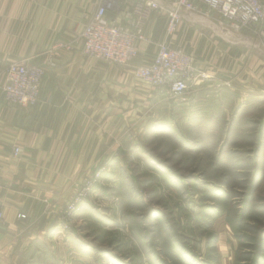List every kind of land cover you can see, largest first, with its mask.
<instances>
[{"label": "crops", "instance_id": "crops-1", "mask_svg": "<svg viewBox=\"0 0 264 264\" xmlns=\"http://www.w3.org/2000/svg\"><path fill=\"white\" fill-rule=\"evenodd\" d=\"M107 1L0 0V264L88 263L92 246L80 241L88 230L80 223L88 222L93 207L84 206L64 231L61 212L97 166L120 163L125 149L148 134L164 128L245 132L251 124L264 137V59H247L229 40L238 34L225 35L229 28L215 14L202 8L168 36L166 18L152 12L143 29L147 42L138 44L135 59L112 65L85 56L79 41L94 9ZM117 1L106 16L129 28L128 4ZM160 43L191 56L205 76L184 99L163 96L134 75ZM23 61L45 70L39 100L30 108L3 101V71ZM228 245L218 243V264H229L222 256Z\"/></svg>", "mask_w": 264, "mask_h": 264}, {"label": "rangeland", "instance_id": "rangeland-1", "mask_svg": "<svg viewBox=\"0 0 264 264\" xmlns=\"http://www.w3.org/2000/svg\"><path fill=\"white\" fill-rule=\"evenodd\" d=\"M223 30L238 34L229 40L247 59H264L253 32ZM250 125L245 132L183 134L164 128L148 134L125 149L120 163H101L106 171L95 190L71 220L62 211L58 226L69 230L84 206L93 207L88 222L80 223L88 229L80 241L92 246L84 264H182L186 254L218 264L219 242L230 244L227 257L222 255L229 264H253L258 253L264 258V137Z\"/></svg>", "mask_w": 264, "mask_h": 264}, {"label": "built area", "instance_id": "built-area-1", "mask_svg": "<svg viewBox=\"0 0 264 264\" xmlns=\"http://www.w3.org/2000/svg\"><path fill=\"white\" fill-rule=\"evenodd\" d=\"M117 2L108 0L97 6L80 32L79 41L85 56L112 65H127L137 56L138 44L147 42L143 29L152 12L166 18V34L171 36L186 16L200 12L202 8L215 14L231 31L250 30L264 49V0H123L122 5L128 4L127 9L131 12L129 28L122 27L106 16L108 11L117 7ZM55 49L53 47L48 53L49 66L53 65ZM44 72V68L28 61L10 63L3 71L4 103L20 108L35 106L39 100ZM134 75L163 96L174 100L184 99L196 79L205 78L198 75L191 56L170 48L167 43L158 44L152 61L137 67ZM19 153V149L14 148L13 155L18 156ZM99 166L92 176L83 179L80 188L66 204L62 213L64 220L75 217L84 200L95 190L106 171L104 164ZM2 221L0 212V224Z\"/></svg>", "mask_w": 264, "mask_h": 264}, {"label": "trees", "instance_id": "trees-1", "mask_svg": "<svg viewBox=\"0 0 264 264\" xmlns=\"http://www.w3.org/2000/svg\"><path fill=\"white\" fill-rule=\"evenodd\" d=\"M249 197H250V194H249V192H248V194H247V196H246V200H245V207H244V209H243V211H241L242 213H241V215H240V219L241 218H243V216H244V214L245 213H247V206H248V201H249ZM229 213V212H228ZM227 216H228V214H227ZM227 216H226V218H227ZM233 222V221H232ZM228 224H230V226L232 227V230H234V232L235 233H237V231H236V226L235 225H232V223H231V221L230 222H228ZM235 224L237 225V226H239L240 225V221H238V222H235ZM237 235V234H236ZM237 237H238V235H237ZM260 240H263L262 241V243H261V245L259 246L260 247V252H263L264 250H263V248H264V246H262V245H264V231L262 230V231H260ZM238 239L239 240H242L241 238H239L238 237ZM216 240V239H215ZM215 240H213L212 241V243H209V244H212V245H214L215 243H216V241ZM208 244V245H209ZM187 256V258L188 259H186V261H183L182 262V259H181V262H182V264H211L212 262H213V259L212 260H204V261H198L197 259H195L194 258V256H192V255H190V254H186ZM212 258V257H211ZM253 262V264H263L264 263V258H262L261 257V255H260V253H258L256 256H255V259H253L252 260ZM180 262V263H181ZM160 264V263H159ZM161 264H166V263H161ZM237 264V263H236Z\"/></svg>", "mask_w": 264, "mask_h": 264}]
</instances>
